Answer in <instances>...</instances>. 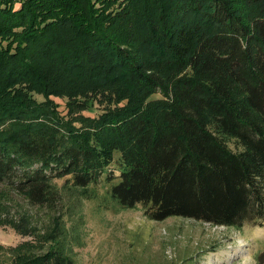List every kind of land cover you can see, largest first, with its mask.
<instances>
[{"label": "trees", "instance_id": "trees-1", "mask_svg": "<svg viewBox=\"0 0 264 264\" xmlns=\"http://www.w3.org/2000/svg\"><path fill=\"white\" fill-rule=\"evenodd\" d=\"M103 178L151 220L264 225V0H0V184L52 206ZM70 218L13 264H75Z\"/></svg>", "mask_w": 264, "mask_h": 264}, {"label": "rangeland", "instance_id": "rangeland-1", "mask_svg": "<svg viewBox=\"0 0 264 264\" xmlns=\"http://www.w3.org/2000/svg\"><path fill=\"white\" fill-rule=\"evenodd\" d=\"M56 181L62 185L64 178ZM102 184L98 192L90 186V192H97L92 199H85L79 189H69L63 192L65 200L52 206L32 205L10 186L0 184V213L10 212L17 220L26 213L33 232L26 236L10 225H0V264H13L12 255L22 243L44 240L47 245L46 232L60 212L72 216L68 224L84 217L75 264H264V225L218 226L180 216L151 220L142 205L121 207L106 194L110 185L104 178Z\"/></svg>", "mask_w": 264, "mask_h": 264}]
</instances>
